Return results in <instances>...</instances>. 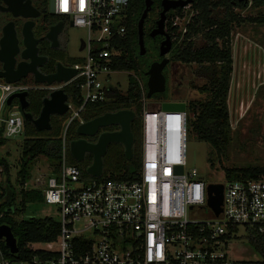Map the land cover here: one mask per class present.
Returning a JSON list of instances; mask_svg holds the SVG:
<instances>
[{"label":"built area","instance_id":"built-area-1","mask_svg":"<svg viewBox=\"0 0 264 264\" xmlns=\"http://www.w3.org/2000/svg\"><path fill=\"white\" fill-rule=\"evenodd\" d=\"M130 0H54V11L86 30V55L73 65L77 74L60 87L68 94L66 128L88 121L89 105L110 101L111 74L118 56L116 40L128 32ZM187 8V6L185 7ZM185 22V24H180ZM185 11L175 17L183 34ZM175 24V25H176ZM142 92L141 152L130 179L89 177L70 162L66 133L57 171L37 180L44 202L60 213V233L41 253L26 259L5 257L0 264H250L229 259L226 247L244 228L264 232V176L227 180L223 184V214L208 205V182L197 168L186 169L188 111L149 106L144 81L132 73ZM26 87L0 79V129L10 138L25 130L21 111L8 105ZM148 89V88H147ZM146 130H148L146 133ZM183 171H179V167Z\"/></svg>","mask_w":264,"mask_h":264},{"label":"trees","instance_id":"trees-1","mask_svg":"<svg viewBox=\"0 0 264 264\" xmlns=\"http://www.w3.org/2000/svg\"><path fill=\"white\" fill-rule=\"evenodd\" d=\"M145 0H130L128 6V32L124 38L116 40L118 56L114 59L113 68L136 73L145 84L147 82L145 72L150 65V55L141 56L139 54L138 21L144 10ZM156 3V1H155ZM264 0H254L252 4L260 5ZM223 6V14L215 13L218 7ZM248 3H238L233 6L230 0H194L195 15L191 17L187 25V31L182 35L178 32L179 38L182 37L181 44L175 52L178 61L184 63H198L204 65V73L208 75L209 82L201 91L207 94L205 100H196L189 102L188 111V134L196 136L201 141H206L213 148L221 151L230 142V125L228 112V94L231 84V74L233 72V56L230 36L232 33V24L243 20L240 15L233 12V8H246ZM178 14L182 15L181 8ZM247 20L264 23V17L248 18ZM202 37L203 44H197L193 41L194 37ZM65 91L73 101H76L78 89L66 87ZM161 97L167 96L164 93H157ZM41 95H43L41 93ZM110 101L104 105H89L85 117L91 120L104 112H116L122 109H131L136 116L132 122V132L134 134V155L131 162L123 163L118 170L112 174H102L100 179L119 178L130 179L133 172L139 164L141 152V138L139 141V156L134 158L137 139L138 120L142 125V92L134 77L131 81L126 94L118 89L108 92ZM166 98V97H165ZM165 102V101H164ZM66 116L52 118V128L46 135H38L35 126L25 119L26 138L20 144L21 165L18 173V185L11 182L10 162L8 157L0 158V165H3V171L7 175V184L2 187L0 192V226L6 225L12 230L17 241L16 254L11 253L10 248L4 241H0V250L8 258L26 259L33 254L41 253L36 250L35 244H50L55 241L60 233V224L58 221L45 217H26L27 207L31 203L44 202L41 190L27 188L26 182L30 177L28 170L29 164L39 156H46L54 162V171L58 169L59 159L62 151V124ZM77 124H73L68 131L69 142L76 134ZM39 133V132H38ZM8 138L3 137V129H0V147H2ZM124 148V146H123ZM125 151V149L123 150ZM125 153V152H124ZM70 162L82 166L74 160L69 151ZM126 157V155H125ZM84 168V169H83ZM82 170L86 176L92 177L86 167ZM264 176L263 166H247L242 168L227 169L226 177L228 180L234 179H258ZM22 216L21 219L18 217ZM250 241L261 260L250 264H264V232L258 229L250 231Z\"/></svg>","mask_w":264,"mask_h":264},{"label":"rangeland","instance_id":"rangeland-1","mask_svg":"<svg viewBox=\"0 0 264 264\" xmlns=\"http://www.w3.org/2000/svg\"><path fill=\"white\" fill-rule=\"evenodd\" d=\"M189 10L190 7L186 8L185 12L187 13ZM224 11L225 8H219L214 12L221 15ZM233 12L240 15L243 20L232 24L230 36L233 56V72L227 99L230 142L221 151L191 134H189L187 142L186 169L197 168L206 182L214 184L227 182V169L247 166L264 167V23L247 20L248 18L264 17V3L257 6L249 2L246 8H233ZM180 24L183 25L185 22H180ZM86 35L87 32L83 28L74 26L66 30L72 56L80 59L85 57V51L79 48L80 39L85 38ZM195 41L197 44H203V38L200 36L196 37ZM204 69V65L195 62L179 63L176 75L172 77L168 74L167 96L161 97L156 93L146 98V104L157 106L164 101H176L177 98L184 100L187 105L196 100H205L208 96L201 89L208 84L209 77L204 73ZM132 73V71H124L111 74V85L126 94L131 76L135 78ZM12 108L19 110L15 101L12 103ZM71 126L66 128L65 120L63 121L62 136L66 133L68 141V131ZM136 131L138 145L133 159L137 160L142 133L139 120ZM49 132L50 130H37L38 135H46ZM25 138L24 130L22 134L8 138L6 143L0 147V158L8 157L11 164V182L17 185L21 165L20 144ZM123 150L121 143H111L108 146L103 157L102 174H112L118 170L122 162H126L128 165L132 161L125 157ZM53 169L54 162L51 159L46 156L37 157L29 164L30 177L26 182V187L33 188L39 178L43 180ZM7 180L3 165H0V192L2 187L6 186ZM26 217H49L56 221L61 218L58 208L45 202L31 203L27 207ZM18 218L21 219L22 216ZM0 241H4L12 253L17 251V241L10 227L0 226ZM34 247L54 248V246L45 244H35ZM226 253L232 260L237 259L249 263L261 260L260 255L251 244L249 232L244 228H240L238 236L229 241Z\"/></svg>","mask_w":264,"mask_h":264},{"label":"flooded vegetation","instance_id":"flooded-vegetation-1","mask_svg":"<svg viewBox=\"0 0 264 264\" xmlns=\"http://www.w3.org/2000/svg\"><path fill=\"white\" fill-rule=\"evenodd\" d=\"M162 2L163 0H153L151 9L144 22V39L146 54L152 57L147 70L153 62H160L164 58L168 59V62L163 68L167 90L168 74L172 77L175 76L179 63L189 64L178 61L175 57L176 49L179 44H181L183 37L181 36L179 38L178 36V32H182V29L175 23V17L178 15L179 8H181V12H183L187 6V8L190 7V10L185 13L186 18L189 16L187 19L190 22L191 17L195 15L196 12L193 8L194 0H191L190 3L183 7H171L165 12L163 27L160 28L159 21L162 18L164 9ZM230 2L233 6H236L238 3H249L252 1L244 2L230 0ZM219 8L224 7L219 5L218 9ZM190 11L191 14H189ZM70 27H74L73 23L68 17L55 13L54 8H52V0H0V73L7 72V74L12 77H20L21 79L16 83L26 87L25 90L21 91L26 93L27 106L25 109H22L18 98L14 99L12 102H16V106L22 114L24 112L29 113L34 119L39 117L44 105V98L53 90L61 88L60 83L48 84L36 82L35 71L43 76L56 74L59 70H63L64 68H73V65L82 59L71 55L70 43L66 36V30ZM167 37H169L168 43L164 44ZM195 39L196 37L193 38V41H195ZM195 43L197 42L195 41ZM168 44L170 45L169 51L162 55L161 50L166 48ZM82 46L83 42L81 38L80 50H83ZM35 47L37 48L36 51H34ZM146 72L145 76L147 82L148 76ZM41 93L43 95H41ZM105 113L107 112L101 115ZM55 116L59 118L63 117L58 114H53L51 116V121ZM119 128V125L116 124L101 128L96 136L79 135L76 132L77 135L70 140V144L74 139H84L88 142H95L98 138V134L105 131H116L119 130ZM71 156L74 158L72 153ZM74 160L77 161L82 168L86 167L87 169L93 163V155L86 152L82 159L77 160L74 158Z\"/></svg>","mask_w":264,"mask_h":264},{"label":"water","instance_id":"water-1","mask_svg":"<svg viewBox=\"0 0 264 264\" xmlns=\"http://www.w3.org/2000/svg\"><path fill=\"white\" fill-rule=\"evenodd\" d=\"M244 2L254 1V0H239ZM191 0H174L168 1L163 0V12L162 18L159 21V27H163L165 20L164 14L171 7H183L190 3ZM153 0H145V9L138 22V43H139V54L144 56L146 54L145 39H144V22L151 9ZM52 8H54V0H52ZM169 37H167L165 43H168ZM84 46H82L83 48ZM36 47L34 51H36ZM170 49V45L161 50V54H166ZM168 62L167 58L162 61H155L151 64L150 68L147 70L146 74L148 76L147 80V97H151L156 93H163L166 90V77L163 73V68ZM35 80L38 83H62L68 81L77 74L75 68H64L59 70L56 74L43 76L38 72H34ZM0 79H4L7 83H16L21 78L12 77L7 74V72L0 73ZM18 98L22 109L24 110L27 106L26 93L16 92L9 96L7 104L11 105L13 100ZM68 94L65 88H58L50 92V94L43 100L42 111L37 118L29 113L24 112L23 116L26 120L33 123L37 130H51V116L53 114H58L64 116L68 111ZM162 109L166 111L181 110L185 111L187 109V103L185 101H165L162 103ZM136 114L131 109H122L116 112H107L101 116H98L92 120H88L80 124L76 132L79 135H89L96 136L101 128H105L111 125H119V130L116 131H105L98 134V138L95 142H88L84 139H74L70 144V151L75 159L80 160L84 157V154L91 153L93 155V163L87 168V172L93 176H101L103 172V157L107 152V148L111 143H121L125 149L126 158L131 159L134 155L133 145H134V134L132 132V122ZM180 172L183 171V167L178 168ZM223 184L209 183L207 186L208 190V205L214 210L216 215L222 216L223 214ZM8 246V245H7ZM9 247V246H8ZM17 252V251H16ZM13 253V254H16ZM12 253V252H11Z\"/></svg>","mask_w":264,"mask_h":264},{"label":"crops","instance_id":"crops-1","mask_svg":"<svg viewBox=\"0 0 264 264\" xmlns=\"http://www.w3.org/2000/svg\"><path fill=\"white\" fill-rule=\"evenodd\" d=\"M176 101H184V100L177 98V100H176Z\"/></svg>","mask_w":264,"mask_h":264},{"label":"clouds","instance_id":"clouds-1","mask_svg":"<svg viewBox=\"0 0 264 264\" xmlns=\"http://www.w3.org/2000/svg\"><path fill=\"white\" fill-rule=\"evenodd\" d=\"M147 131H148V130H146V133H148Z\"/></svg>","mask_w":264,"mask_h":264}]
</instances>
